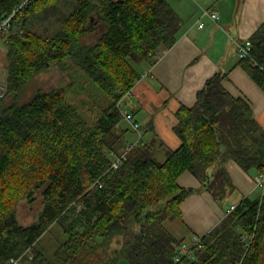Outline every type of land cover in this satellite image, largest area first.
<instances>
[{"label":"trees","instance_id":"1","mask_svg":"<svg viewBox=\"0 0 264 264\" xmlns=\"http://www.w3.org/2000/svg\"><path fill=\"white\" fill-rule=\"evenodd\" d=\"M22 1L0 0V17ZM53 15L55 32L34 29ZM20 26L7 42L5 95L0 89V264L28 248L33 258L22 264H118L122 257L130 264H237L245 234L253 242L243 264H262L264 196L244 197L200 244L187 241L190 253L180 261L186 237L166 227L182 220L181 204L198 190L178 183L183 172L218 200L234 189L230 160L264 172V127L251 104L225 88L228 73L210 77L195 104L177 111L182 143L165 160L140 140L112 168L129 144L118 101L142 77L140 66L153 65L177 41L181 18L170 0H29ZM250 39L242 62L264 90V22ZM54 67L70 83L21 101L36 75ZM80 73L95 90L90 108L69 95ZM142 130L154 132L153 121ZM24 201L41 205L27 225L18 219ZM55 224L61 228L49 248L44 237ZM113 241L115 254L108 250Z\"/></svg>","mask_w":264,"mask_h":264},{"label":"crops","instance_id":"2","mask_svg":"<svg viewBox=\"0 0 264 264\" xmlns=\"http://www.w3.org/2000/svg\"><path fill=\"white\" fill-rule=\"evenodd\" d=\"M170 2L181 18L177 41L163 50L153 65L147 64L126 99L127 111L133 114L142 128L153 121L154 132L142 130L141 140L155 145V156H160V159L166 158L168 150H175L182 143L175 131L177 111L183 105H194L198 91L218 72L228 73L224 80L225 88L232 95L246 99L256 120L264 127V90L246 70L238 52V43L250 39L264 22V0ZM206 8L218 10L221 21L217 23L203 17V9ZM201 22L205 23L203 27H200ZM125 126L128 128L127 142L135 143L139 133L128 121ZM227 168L234 189L223 200L216 199L210 191L201 190L200 180L191 172L185 171L179 176L181 186L198 190L181 204L182 220L177 219L172 225L178 232H172L174 235L186 237V241L202 237L220 224L231 205L244 197H261L262 192L256 186L258 172L246 171L233 160L228 162ZM117 246L113 241L109 252L115 254Z\"/></svg>","mask_w":264,"mask_h":264},{"label":"rangeland","instance_id":"3","mask_svg":"<svg viewBox=\"0 0 264 264\" xmlns=\"http://www.w3.org/2000/svg\"><path fill=\"white\" fill-rule=\"evenodd\" d=\"M60 6L61 8L66 10V5L64 3L61 2ZM57 19H58V15H53L45 19L42 18L37 23H35L33 27L35 30H37L40 33H43L45 35L46 34L50 35L51 33L55 32V30H57L59 27V23ZM94 38L95 37H91L85 41L91 42L92 40H94ZM6 53H7V44L3 43L0 45V85H5V86L7 83ZM145 67H147V64L144 62L140 66V69L143 70ZM78 76H79L78 79H79L80 85L79 87H74L73 91L71 90V92L69 93L70 98L74 99L77 103L78 102L82 103V101H86L85 107L90 108L91 103L94 99L93 95L95 93V90L85 75L80 73ZM71 80H72L71 77H68V76L63 77L61 75V72L58 71L56 67L43 71L37 74L36 77L29 84V86L27 87V89L25 90L24 94L21 97V101H26L34 93H36L39 90H49L52 87L56 86L58 83L60 84L61 81L65 83V85H67V83H70ZM128 92L131 93L132 88ZM86 108H84L85 110L83 111L85 113H88ZM122 124L123 125L126 124L125 119L122 121ZM155 157H157V159L160 161L165 160V158L160 159V156H155ZM40 208H41V205H39L38 203L29 204L24 201L19 206V209H18V219L20 223L24 225L32 223L37 218ZM175 221H178V220L175 219L174 221H168L166 223V227L171 232H174L175 234H177L178 232H176L172 226L175 223ZM60 228L61 227L58 224H55L52 227V230L48 232L47 235L44 237V240L46 239L45 245L48 246L49 248H51L53 242L55 241V238L59 235ZM118 264H130V262L122 257L119 259Z\"/></svg>","mask_w":264,"mask_h":264},{"label":"built area","instance_id":"4","mask_svg":"<svg viewBox=\"0 0 264 264\" xmlns=\"http://www.w3.org/2000/svg\"><path fill=\"white\" fill-rule=\"evenodd\" d=\"M29 4V0H24L22 2H19L10 13L1 16L0 17V45L3 43L8 42V39L10 35L16 31L19 30L20 32H23V29L20 26V21L24 18L26 8ZM203 17H208L212 19L213 21L219 23L221 21V15L218 10L214 8H206L203 9L202 13ZM205 25L204 22L200 23V27H203ZM252 49V41L251 39H245L238 43V52L241 58H248L250 57V51ZM1 89V95H5L6 93V86L0 85ZM131 95L130 92H127L126 95H124L119 101H118V107L126 121H128L134 130H136L139 133V139L132 144H128L126 148L118 155H114V160L112 162V168H118L123 161L127 159V155L131 148L135 145H137L141 140V124L134 119V116L132 113L128 112L126 109V99ZM256 186L261 190V198L264 196V172L258 173L256 176ZM236 204L231 205L228 210L227 214L231 213L233 210H235ZM242 241L244 244V254L242 259L237 264H243L244 263V257L249 252L252 242H253V235L245 234L242 237ZM191 243L194 245L200 244V237L196 236L192 239ZM191 245L187 241L181 243L177 249V253L175 256L176 261H180L182 257L190 253ZM33 258V253L30 248H28L26 251L21 253L18 256H11L8 258L3 264H22L24 258Z\"/></svg>","mask_w":264,"mask_h":264}]
</instances>
